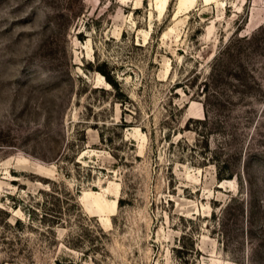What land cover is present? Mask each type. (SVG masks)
<instances>
[{
  "label": "rangeland",
  "instance_id": "1",
  "mask_svg": "<svg viewBox=\"0 0 264 264\" xmlns=\"http://www.w3.org/2000/svg\"><path fill=\"white\" fill-rule=\"evenodd\" d=\"M58 261L264 264V0H0V264Z\"/></svg>",
  "mask_w": 264,
  "mask_h": 264
},
{
  "label": "trees",
  "instance_id": "2",
  "mask_svg": "<svg viewBox=\"0 0 264 264\" xmlns=\"http://www.w3.org/2000/svg\"><path fill=\"white\" fill-rule=\"evenodd\" d=\"M103 73L106 74V76H107V73L105 71H103ZM62 263H63L62 261H58V264H62Z\"/></svg>",
  "mask_w": 264,
  "mask_h": 264
}]
</instances>
